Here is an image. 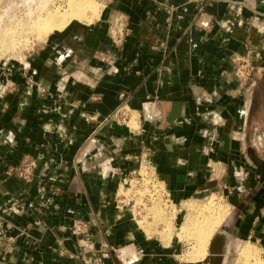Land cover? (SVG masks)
Instances as JSON below:
<instances>
[{"label":"crops","instance_id":"obj_1","mask_svg":"<svg viewBox=\"0 0 264 264\" xmlns=\"http://www.w3.org/2000/svg\"><path fill=\"white\" fill-rule=\"evenodd\" d=\"M105 7L91 27L1 63L0 264H173L121 201L143 167L178 203L236 194L237 167L259 168L242 193L252 213L224 227L264 231V156L246 152L264 135V0ZM246 47L257 57L239 83L229 59ZM25 156L33 180L7 177Z\"/></svg>","mask_w":264,"mask_h":264},{"label":"rangeland","instance_id":"obj_2","mask_svg":"<svg viewBox=\"0 0 264 264\" xmlns=\"http://www.w3.org/2000/svg\"><path fill=\"white\" fill-rule=\"evenodd\" d=\"M68 1L0 0V66L6 60L14 63L18 61L23 62L29 53L43 46L48 38L60 34L72 26L79 29L91 27L102 18L106 8L105 5L112 0H88L94 7H98L99 17L95 21L89 24H86V22L79 23L78 21H72L67 24L68 27L65 26L59 33L52 32L45 35L47 30H45L43 25L44 19L41 21V18H45V15L49 10L53 11V8L54 10L59 9L60 13L62 11L64 12L67 9ZM31 20L33 21L31 22ZM245 57V54L234 53L230 56L229 62L232 64V67H235L242 60H245ZM256 57L257 54L251 53L247 61L251 64L252 60ZM260 96L261 94L257 97L260 98ZM127 106V103L122 101L121 111L128 113L129 109ZM252 145L250 139L248 149H246L249 157L264 156V139L261 144L262 146ZM254 170L258 171L259 168L252 167L251 165L237 167V182L234 184L237 187L236 194L234 191L232 195H216L211 193L203 198L184 199L178 203L169 196L161 183L152 180V175L143 167L139 172L141 178L140 176H134V178L121 188V201L125 204L126 209L130 211L135 228L147 238L155 239L163 250L167 249L171 251L173 264H204L203 261L211 257L209 252L211 243L219 234H223L225 237L222 257L224 264H254L255 260H258L259 264H264V243L260 237L264 235V231L257 228L258 225L256 226V223L253 225L255 229H248L247 232L245 228H228L226 229L227 232L224 231L225 223L229 220L227 224L229 222L231 224L236 210L242 212H238L235 216L237 218L236 223L241 221L242 217L245 216L247 207L251 209L248 213H252V203H248V206H246L245 202L247 200L244 196L245 194L242 193L245 191L246 185L249 188L251 180H253V177H256L257 173ZM145 178L148 181H145ZM263 179L264 177L260 175L257 181L261 182ZM153 186L162 187V199L156 200L155 196L150 197L148 195L149 191L153 189ZM257 187L255 185L253 190H256ZM223 190H225L224 187ZM253 201H255L256 205L257 199L254 198ZM253 217H257L256 211ZM198 231L204 232L205 237ZM201 236L207 239L205 240L203 238L202 240ZM200 240L202 245L205 244L203 245L204 251L201 249L202 245L199 243ZM220 243L221 247L217 254L221 253L220 251L223 249L221 240ZM197 245L199 246V250L197 249ZM193 251L200 253L195 254ZM193 254L197 256L195 257ZM188 256H190L193 262L187 259L189 258ZM216 258L217 255L215 256Z\"/></svg>","mask_w":264,"mask_h":264},{"label":"bare ground","instance_id":"obj_3","mask_svg":"<svg viewBox=\"0 0 264 264\" xmlns=\"http://www.w3.org/2000/svg\"><path fill=\"white\" fill-rule=\"evenodd\" d=\"M40 8V7H39ZM48 8V7H47ZM46 8V9H47ZM58 8V7H57ZM49 9V8H48ZM47 9V10H48ZM56 9V8H55ZM45 10V9H44ZM98 7L96 8V7H94L92 4H91V2H89L88 0H69L68 1V4H67V9H65L64 10V12L62 11V13H60V10L59 9H56V10H54V8H53V11H50L49 10V12L45 15V18H41L42 20L41 21H43V19H44V23H43V25H44V28H45V30H47L46 32H45V35L46 34H49V33H52V32H58L59 33V31H62L64 28H65V26H67V24H69L70 22H72V21H78L79 23L80 22H86V24L88 23H91V22H93V21H95L98 17H99V13H98ZM100 12V11H99ZM37 18V17H36ZM33 20H31V22H32ZM37 21H39V20H37ZM40 22V21H39ZM38 24V23H37ZM40 25V24H39ZM42 25V26H43ZM41 27V26H40ZM43 28V29H44ZM43 39V38H42ZM134 112L133 111H130V119H129V121H127V126L128 127H130V128H133V125H135L136 126V122H137V120L134 118V114H133ZM145 170H146V168H145ZM147 172V171H146ZM148 174V173H147ZM145 176V175H144ZM149 179V178H148ZM145 181H148V180H146V178H145ZM162 187H160V186H153V189L151 190V191H149V194L148 195H150V197H153V196H155V199L157 200V199H162V197H163V195H162V189H161ZM208 204V203H207ZM219 213H220V211H219ZM208 228V227H207ZM224 228V227H223ZM205 229V228H204ZM209 229V228H208ZM206 230V229H205ZM205 230H204V232H205ZM224 231L225 232H227L226 231V228H224ZM198 232H200V231H198ZM204 232H200V233H204ZM210 232V231H209ZM206 234V233H205ZM210 234V233H209ZM197 236V235H196ZM203 236H204V234H203ZM216 236V235H215ZM205 237V236H204ZM203 237V238H204ZM209 237V236H208ZM220 237V238H219ZM201 238H202V236H201ZM203 238H202V240H203ZM215 238V237H214ZM225 237H224V235L222 234V235H217L216 236V238L213 240V242L211 243V246H210V249H209V252H210V255H211V257H212V260H215V256L217 255V258L219 257V256H221L222 255V257H223V253H224V244H225V239H224ZM198 239H199V237H198ZM205 240L207 239V238H204ZM220 240L222 241V246H223V249L220 251L221 253H218L217 254V252H219V249H220V247H221V243H220ZM197 241V240H196ZM201 242V240L199 241V243ZM202 243V242H201ZM200 243V244H201ZM196 244V243H195ZM202 245V244H201ZM201 245H200V247H201ZM203 245H205V244H203ZM203 245H202V250H203ZM198 245H197V249H198ZM193 250V249H192ZM195 250V249H194ZM199 250V249H198ZM204 251V250H203ZM195 254L197 253V252H195V251H193ZM200 252H198L197 254H199ZM190 254V253H189ZM195 254H193L195 257L197 256V255H195ZM192 255V256H193ZM201 256H202V254H201ZM189 258H187V259H189V260H191L192 261V259H190V256H188ZM195 257H191V258H195ZM200 257V256H199ZM204 257V256H203ZM202 257V258H203ZM198 258V257H197ZM216 258V259H217ZM199 259H201V258H199ZM223 259V258H222ZM185 260V259H184ZM198 260V259H197ZM254 261V260H253ZM258 260H255L254 261V264H259V261L257 262ZM189 262V261H188ZM193 262V261H192ZM197 262V261H196ZM253 263V262H252Z\"/></svg>","mask_w":264,"mask_h":264},{"label":"built area","instance_id":"obj_4","mask_svg":"<svg viewBox=\"0 0 264 264\" xmlns=\"http://www.w3.org/2000/svg\"><path fill=\"white\" fill-rule=\"evenodd\" d=\"M252 51L246 47L245 48V52L244 54L246 55V59L242 60L241 63H239L238 65H236L235 68V76L239 81L242 82H246L248 81L252 69H251V64L247 61L251 55ZM121 120L123 122L126 121V114L125 112L121 111ZM35 169H36V162L33 158L29 157V156H25L21 159L20 163L12 168L9 169L5 172V175L7 177H14L20 181H23L25 183H30L33 180L34 177V173H35ZM80 229L79 228H75L74 229V233L75 234H79Z\"/></svg>","mask_w":264,"mask_h":264},{"label":"water","instance_id":"obj_5","mask_svg":"<svg viewBox=\"0 0 264 264\" xmlns=\"http://www.w3.org/2000/svg\"><path fill=\"white\" fill-rule=\"evenodd\" d=\"M203 263H209V264H224L223 259H222V255L219 256L217 259L212 260L211 257H208L205 261H203Z\"/></svg>","mask_w":264,"mask_h":264},{"label":"flooded vegetation","instance_id":"obj_6","mask_svg":"<svg viewBox=\"0 0 264 264\" xmlns=\"http://www.w3.org/2000/svg\"><path fill=\"white\" fill-rule=\"evenodd\" d=\"M250 78H251V75H250L249 79ZM249 79H248V81H249ZM263 137H264V135H261V134L256 135L255 139L253 140L252 146H255V145L262 146L261 144H262Z\"/></svg>","mask_w":264,"mask_h":264}]
</instances>
